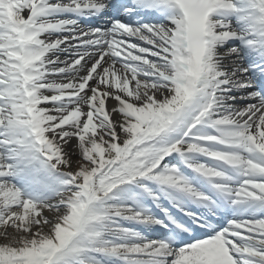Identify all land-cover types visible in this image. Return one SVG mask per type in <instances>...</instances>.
<instances>
[{
  "label": "snow or ice",
  "instance_id": "6c2138e0",
  "mask_svg": "<svg viewBox=\"0 0 264 264\" xmlns=\"http://www.w3.org/2000/svg\"><path fill=\"white\" fill-rule=\"evenodd\" d=\"M0 264H264V0H0Z\"/></svg>",
  "mask_w": 264,
  "mask_h": 264
}]
</instances>
